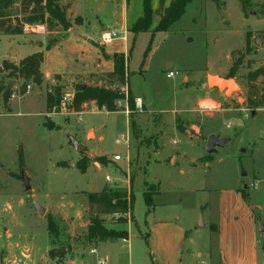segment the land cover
I'll return each mask as SVG.
<instances>
[{"label":"rangeland","instance_id":"obj_1","mask_svg":"<svg viewBox=\"0 0 264 264\" xmlns=\"http://www.w3.org/2000/svg\"><path fill=\"white\" fill-rule=\"evenodd\" d=\"M20 2L15 0L9 11L12 27L25 18ZM66 2L68 0H58L61 7ZM127 2L126 5V0H85L84 5L97 8L98 19L105 25L122 22L125 17L132 25L142 15L143 0ZM169 3L170 0H164L159 7V0H150L149 30L130 36L128 80L119 88L125 93L130 89L133 105L127 99L120 101V112H97V108L90 105L78 114L68 112L74 83L66 86L58 83L64 100L58 112H54L57 108L54 106L48 114L45 98L53 85L37 87L31 81L9 77L8 71L0 73V88L9 81L14 82L8 103L3 102L0 91V196L12 197L15 206L19 198H24L25 206L33 209L39 218L25 216L24 210L16 212L19 220L9 218L12 225H21L16 230L17 241L24 244V235H37L31 245L39 256L44 253L48 240L49 249L43 254V260L33 263V258L27 259L28 264H68L75 258L82 261L73 264H97L99 253L89 257L90 249H96L101 241H124L123 238L128 241L132 235L137 236L132 240V257L136 264L147 262L148 249L152 259L157 256L169 264L166 252H171L178 241L184 261L190 258L191 264L202 261L216 264L221 255L218 237L209 229L197 228L196 224L200 218L217 224L220 196L234 214L230 217H237L246 225L249 218L240 216L244 201L238 189L243 190L250 205H261L263 210L258 212L257 219L264 226V145L260 140L264 130V75L255 83L247 78L248 74L264 69V45L257 48L252 43L256 36L264 34V0H192L178 21L166 30L154 32ZM34 25L43 26L45 31H22L20 35L41 36L46 45L62 37L59 27L48 31L44 25ZM248 32H251L250 51L245 52ZM1 39L0 55L27 51L19 47L16 40ZM70 45L53 51L49 63L64 73L65 78L78 70L79 62L70 58ZM237 60L241 64L229 78L237 84V89L226 96L207 85L204 87L207 71L229 72ZM3 62L7 61L0 63V69ZM169 72L176 74L167 78ZM185 73L190 74V80L181 81ZM75 80L87 82L86 78ZM98 83L106 84L104 80ZM129 121H133L132 125ZM229 121L233 123L231 129L226 128ZM49 124L55 129L48 130ZM67 124L75 129L68 132L64 128ZM126 133L130 138L128 147L116 145L115 140ZM210 135L225 139L226 143L208 154L206 142ZM70 138L81 143L83 151L92 157L76 152ZM84 145L89 150H99L102 157ZM20 148L22 168L18 163ZM116 154L121 157L120 161H114ZM77 164L86 165L85 173L79 172ZM21 174L32 182L33 187L28 192L23 190ZM106 176L112 179L111 183L106 182ZM99 189V192L109 189L132 194L134 200L129 216L97 215L96 209H90L86 194ZM31 195L35 196L34 203L44 209L43 214L34 210ZM144 199L151 203L147 215ZM93 217L101 219L107 231L126 236L88 239L87 227ZM48 219L56 226V234L51 236L47 230ZM225 230L233 233L232 228ZM225 241L223 238L224 256L225 253L231 256L233 243L227 245ZM258 241L261 249L260 236ZM250 245L247 241V250ZM209 246L211 256L207 258ZM129 253L127 245L120 249L116 253L118 264H129ZM22 257L17 253L7 261ZM173 259L176 261L175 252ZM263 259L264 252L259 250L256 264H262Z\"/></svg>","mask_w":264,"mask_h":264},{"label":"crops","instance_id":"obj_2","mask_svg":"<svg viewBox=\"0 0 264 264\" xmlns=\"http://www.w3.org/2000/svg\"><path fill=\"white\" fill-rule=\"evenodd\" d=\"M62 1L65 2L66 0H62ZM127 1L128 0H126V5L128 3ZM84 2L85 0H82L81 3L83 4H81L80 0H68V2L64 4L65 5L64 7L66 8V18L70 22V28L66 31L61 30V32H59L62 33L61 34L62 37L57 38L56 42L52 44L49 50H45L46 44L42 41L41 36H31V35L24 36L20 34L4 35L0 33V40H2L1 37L7 39L8 42H11L12 40L13 41L16 40L17 42L20 43L19 47L27 50L23 53L20 54L17 53L16 55H12V56L0 55V63L2 61H7L13 65H17L22 59H24L27 56L36 53H43L44 59L40 66V72L43 76L41 87L47 84L58 86L57 85L58 83L59 85H65V86L69 83L70 84L74 83L72 85V88L76 84L101 86L102 84L98 83V81L101 82V80H99L98 77L99 75L103 73H108L112 70L113 67L112 55L114 53L122 54L127 63L128 60L127 56L129 54L130 36L135 34L130 31L131 25L128 24L126 17L122 22L114 23L112 25H105V23H101V21L98 19L99 10L95 7L91 8L90 6L84 5ZM82 9L84 12H82ZM125 13L127 14V10L125 11ZM74 20L78 22L74 23ZM41 29H44L45 31V28L43 26H41ZM105 31L106 32L115 31L118 36L117 39L113 40L109 44H103L101 41V35ZM48 33L51 34V32ZM66 44L68 45L71 44L69 48L70 49L69 53H71L70 58L74 62L77 61L79 62L77 65L78 70H76L75 73L71 72L67 78H65L64 73H62L58 69L52 68L49 64L52 59L53 51H55L59 47H63ZM20 50L23 51L22 49ZM227 72H228L227 70H225L224 73H219V72L211 73L207 71L204 78V87L206 86V78L208 75L217 76L220 78H226L227 74H229V72L228 73ZM189 75L190 74L185 73L181 78V81H183L184 78L190 80ZM76 78H79L80 80L86 78L87 82L77 83L75 80ZM95 80L98 81L95 82ZM73 94H74V88H73ZM87 105L96 107V105L93 102ZM87 105H85L84 107H86ZM102 110L107 112L105 109H101L99 111L97 109V112H100ZM73 114H78V113H73ZM72 115L69 113V116L72 117ZM68 125L69 124L65 125L64 127L65 129H67V131L68 129H75L73 128L74 126L72 125L68 126ZM70 135L73 136V134ZM88 139H89V135L86 136L85 140L87 141ZM89 151L93 152L98 157H102V154L99 150L98 151L89 150ZM67 169H72V168L68 167ZM73 170H77V169H73ZM29 185L31 188L33 187L32 182L30 180H29ZM100 190L101 189H99L96 192H99ZM234 190L237 191V188H235ZM87 193H94V192H87ZM30 197L32 198V203H34L36 201L34 198L35 196L31 195ZM237 197L239 196H236V198ZM219 200H220V205H219L220 211H219L217 224L202 220L203 225L205 224L208 225V228L206 229H209V225L215 226V231L211 233L217 235L218 237L217 245L219 250L221 251V255L220 254L218 255L216 264H256L259 250L264 252L263 248L259 249L260 246L258 241L260 236L258 232V225L261 223L257 219V214L258 212L262 213L261 210L263 209L261 205H256L258 203H256L255 205L252 204L250 205V203L243 198L244 209L242 210L240 216L241 218L243 217L249 218L246 225H244L238 221L237 217L231 218L230 214H232V216H234V214L231 212L229 205L227 203H223L220 196H219ZM24 202H25L24 198H19L18 205L15 206L14 199L12 197L7 198L5 196H0V225H2V227L0 228V230H2L0 232L1 264H5L11 256H14L17 253H21L22 256H24L22 258H25L26 261L27 259L31 260V258H33L32 262L34 263L35 261L36 263L38 261L43 260L42 257L43 254L46 253L47 250L49 249L47 244L48 240H47L44 253L43 254L40 253L41 255L38 256V253L35 252V249L31 245L32 240H34V238L37 237V235H32V233H28L24 235V239L26 240V243L23 244L21 243V241L20 242L17 241L16 236H18V234L16 233V230L20 228L21 225L20 224H17L16 226L12 225L9 218L19 220L18 214L16 212L20 210H24L25 214L27 212L25 216L28 217L34 216L35 218H37L36 214L33 213V209L32 211L31 209H28L25 206ZM221 202L223 203V206ZM35 204L37 203H34V205ZM225 228L226 229L232 228L233 233L230 234L227 230H225ZM112 229L117 231H127L128 228L126 229L112 228ZM146 236L148 240L149 233ZM45 237H47L46 233H45ZM136 237H137L136 235H132L130 236V239L128 241L124 239L125 242L123 240L115 241V242H112L110 240L101 241L99 242V245L97 246L96 249L95 248L90 249V250H94L95 253L90 254V250H89L88 256L89 257L95 256L97 255V253H99V260H105L106 264H118L116 253H118L120 249L125 248V246L127 245L128 250H130L129 256L131 255L129 257L128 263L136 264L134 263V258L132 257V240L133 238ZM180 238L181 237L179 236L178 239ZM223 238L226 240L225 243H227V245H229L231 242L233 243L232 248H234V250L231 256H228L226 253L224 256V251L222 248ZM247 241L250 242L251 244L250 250L246 249ZM177 243L179 244L180 241H178ZM177 243L174 245L171 252L165 251L166 253H169V258H168L169 264H191L190 258H188L185 261L182 259L183 249L179 247ZM21 244H23V246ZM207 251L209 253L207 254V258H210L211 256L210 246L209 249H207ZM174 252L176 253V261L173 259ZM150 256H151L150 250L148 249V259L147 262L144 264H166L165 261L163 260L161 261L159 257L156 256L155 258L152 259ZM198 256H200V253H198ZM77 260H81V258L80 259L75 258L73 259V261H71V263L68 264H73V262ZM201 264H206V261H202Z\"/></svg>","mask_w":264,"mask_h":264},{"label":"trees","instance_id":"obj_3","mask_svg":"<svg viewBox=\"0 0 264 264\" xmlns=\"http://www.w3.org/2000/svg\"><path fill=\"white\" fill-rule=\"evenodd\" d=\"M14 1L15 0H0V33L4 35H19L22 32L23 24L32 23L44 25L48 31H51L56 27H59L64 31L70 28V22L66 18V8L61 7L58 0H21V12L25 15V18H23L17 26L12 27L9 11ZM149 1L150 0H143L142 15L130 27V31L134 34L149 30L152 14ZM191 2L192 0H170L168 7L163 10V15L154 29V32L166 30L173 22L178 21L184 14L187 5ZM163 3L164 0H159V7H162ZM250 38L251 32H248L245 38V52L250 51ZM54 42V40H50L47 43L45 50H49ZM43 59V53H36L22 59L17 66L3 62L0 73L8 71L9 77L12 76L16 79L24 80L25 82L31 81L35 86L39 87L43 81V76L40 72V66ZM112 63V70L108 73H103L98 77L99 80H104L106 82L104 86H89L85 84H76L73 86L74 94L72 100L67 104L68 112L80 113L83 111L84 106L91 102L96 105L98 110L105 109L108 113L122 111L118 103L125 99H127L131 106L133 105V98L130 89L128 88L125 93L122 88H119V86L126 85L128 80L127 63L124 56L122 54L113 55ZM240 64V60L233 62L229 70V76L226 77V79H229L234 74ZM263 75L264 69L261 68L248 74L247 78L251 83H255L257 79ZM0 91H2L3 102L5 104L8 103L12 94L11 90L7 91L6 86H4L3 88H0ZM63 100L64 96L61 93V88L59 86H54L53 89L49 90L46 94L45 108L47 113H52V107L54 106L57 107L54 112H58V107L62 104ZM130 111H133L132 107ZM129 117L130 120H132L131 115ZM129 122L132 125L133 121ZM46 128L50 131L55 129L51 124L46 126ZM18 163L19 167L22 168L23 152L21 148L18 149ZM76 167L81 174L85 173L86 165L77 164ZM239 192L245 199L243 190H239ZM86 196L89 208L96 209L97 215H127L134 200L132 194L127 195L126 192L109 189H104L101 192L87 193ZM144 201L148 208L146 212L147 215L150 213L151 203L147 199H144ZM47 230L49 236L56 234V226L50 219L47 220ZM209 230L211 232L215 231V226L209 225ZM125 236V233L107 231L102 225V220L97 217L91 218L90 224L87 227L88 239H120ZM145 241H147V236L145 237ZM52 244L53 241L51 240L50 245ZM262 248L264 249L263 246ZM49 253L53 255L51 251Z\"/></svg>","mask_w":264,"mask_h":264},{"label":"water","instance_id":"obj_4","mask_svg":"<svg viewBox=\"0 0 264 264\" xmlns=\"http://www.w3.org/2000/svg\"><path fill=\"white\" fill-rule=\"evenodd\" d=\"M252 43L257 48H263L264 34H260V35L256 36L253 39ZM260 78H262V77H259L257 82L260 81ZM13 85H14L13 81L7 82V84H6L7 91H10L11 88L13 87ZM206 85L208 88L216 89L218 92L223 93L226 96H227V94H229L231 92V90H233V89L235 90L238 88L237 84L232 79H225V78H220L217 76H207ZM225 143H226L225 139L210 135L207 139V142H206V152L208 154H211L215 151L216 147H222ZM70 144L76 152H83L86 156L92 157V154H89V153L83 151L82 145L79 142L75 141L74 139L70 138ZM70 166L74 167V164H70ZM20 179L23 182V190L25 192H28L30 190L29 178L27 176L21 174ZM35 210L38 214L44 213V209L41 208L37 204H35ZM196 227L199 229H202V228H208V225H203L202 219L200 218L196 224ZM258 232L260 234L262 246L264 247V227L261 224L258 225ZM0 264H1V257H0Z\"/></svg>","mask_w":264,"mask_h":264},{"label":"built area","instance_id":"obj_5","mask_svg":"<svg viewBox=\"0 0 264 264\" xmlns=\"http://www.w3.org/2000/svg\"><path fill=\"white\" fill-rule=\"evenodd\" d=\"M41 29V26H35L34 23L32 24H23L22 25V31L24 33H28V31H32V32H36V30H40ZM117 33L115 31H105L102 33L101 35V41L103 44H109L111 43L113 40L117 39ZM176 73H173V72H169L166 77L167 78H172L175 76ZM28 89H30V87H27ZM138 105L140 106L141 105V102L140 100L137 102ZM119 106L121 107V104L118 103ZM258 110L256 111H252V115L255 114V112H257ZM126 113H128L126 111ZM248 117V115H246ZM233 127V123L231 121L227 122L226 124V128L227 129H231ZM129 135L126 133V134H121L116 140H115V144L116 145H125L126 147H128L129 145ZM262 144L264 145V130L262 132V135H261V138H260ZM121 160V157L119 155H115L114 156V161H120ZM105 180L106 182L108 183H111L112 182V179L109 177V176H106L105 177ZM127 216H129V214H127ZM95 251L94 250H90V254H94ZM5 264H28L27 261L25 260V258H22V259H18L16 261H7ZM97 264H106V261L105 260H98L97 261ZM262 264H264V261L262 262Z\"/></svg>","mask_w":264,"mask_h":264}]
</instances>
